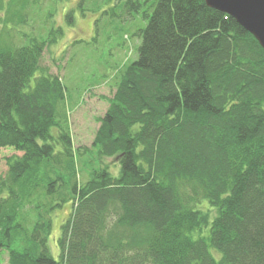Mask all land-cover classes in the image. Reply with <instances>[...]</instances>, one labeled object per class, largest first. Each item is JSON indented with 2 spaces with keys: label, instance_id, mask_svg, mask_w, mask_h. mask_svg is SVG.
Listing matches in <instances>:
<instances>
[{
  "label": "trees",
  "instance_id": "1",
  "mask_svg": "<svg viewBox=\"0 0 264 264\" xmlns=\"http://www.w3.org/2000/svg\"><path fill=\"white\" fill-rule=\"evenodd\" d=\"M28 7L0 0V149L21 153L0 177L8 264H264L257 41L204 0H155L98 120L100 166L80 181L65 87L40 67L49 41L20 29ZM110 158L116 174L101 162ZM66 203L56 260L51 215Z\"/></svg>",
  "mask_w": 264,
  "mask_h": 264
},
{
  "label": "rangeland",
  "instance_id": "2",
  "mask_svg": "<svg viewBox=\"0 0 264 264\" xmlns=\"http://www.w3.org/2000/svg\"><path fill=\"white\" fill-rule=\"evenodd\" d=\"M130 1L135 0H29L28 19L20 28L49 41L40 67L60 77L65 87L64 115L73 148L83 151L76 160L80 181L100 166L92 146L98 120L107 109L120 71L138 57L141 42L138 31L145 28L148 20L144 13L155 2L139 0L140 6L135 11L128 8ZM20 154L10 148L0 149V177L7 172V159ZM91 157L95 160L88 164ZM101 162L116 174L114 158ZM200 208L206 210L209 206L203 203ZM70 212L71 205L66 203L51 215L47 247L56 260L60 226ZM206 234L204 229L193 237ZM0 264H8L6 253H1Z\"/></svg>",
  "mask_w": 264,
  "mask_h": 264
},
{
  "label": "water",
  "instance_id": "3",
  "mask_svg": "<svg viewBox=\"0 0 264 264\" xmlns=\"http://www.w3.org/2000/svg\"><path fill=\"white\" fill-rule=\"evenodd\" d=\"M207 7L231 17L264 52V0H204Z\"/></svg>",
  "mask_w": 264,
  "mask_h": 264
}]
</instances>
